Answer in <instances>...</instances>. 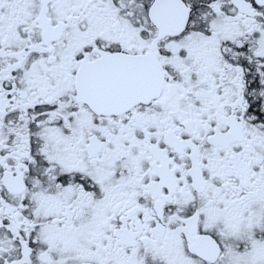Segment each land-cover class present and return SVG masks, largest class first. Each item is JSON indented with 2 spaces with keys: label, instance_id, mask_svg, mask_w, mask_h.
Masks as SVG:
<instances>
[{
  "label": "snow or ice",
  "instance_id": "obj_1",
  "mask_svg": "<svg viewBox=\"0 0 264 264\" xmlns=\"http://www.w3.org/2000/svg\"><path fill=\"white\" fill-rule=\"evenodd\" d=\"M0 264H264V0H0Z\"/></svg>",
  "mask_w": 264,
  "mask_h": 264
}]
</instances>
